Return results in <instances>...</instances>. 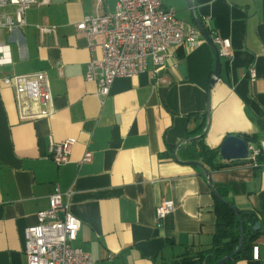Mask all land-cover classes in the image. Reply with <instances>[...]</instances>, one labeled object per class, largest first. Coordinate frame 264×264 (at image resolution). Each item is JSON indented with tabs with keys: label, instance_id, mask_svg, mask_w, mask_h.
I'll return each mask as SVG.
<instances>
[{
	"label": "crops",
	"instance_id": "0c3cea01",
	"mask_svg": "<svg viewBox=\"0 0 264 264\" xmlns=\"http://www.w3.org/2000/svg\"><path fill=\"white\" fill-rule=\"evenodd\" d=\"M41 1L28 10L27 26L0 35L12 54V64L0 67V264H27L25 230L49 208L56 187L81 221L75 246L95 264H196L215 244L216 197L190 163L202 164L224 199L256 219L246 230L249 258L232 264H264V152L258 167L219 156L226 166L211 171L198 146L218 150L229 135L264 146V0H192L203 26L231 41V57L221 56L213 86L215 56L203 38L195 47H172L156 74L149 60L144 73L117 79L103 101L85 78L90 52L75 24L115 11L116 1ZM164 6L196 26L187 0H164ZM39 72L48 75L54 111L20 121L3 79ZM67 139L75 141L70 163L58 167L49 144ZM87 150L92 161L80 164ZM163 199L175 209L158 227L155 210ZM255 246L259 261L252 259Z\"/></svg>",
	"mask_w": 264,
	"mask_h": 264
},
{
	"label": "built area",
	"instance_id": "2783aa9c",
	"mask_svg": "<svg viewBox=\"0 0 264 264\" xmlns=\"http://www.w3.org/2000/svg\"><path fill=\"white\" fill-rule=\"evenodd\" d=\"M115 11L103 16H86L75 24L78 34L87 41L90 61L85 78L98 86L97 96L102 100L110 95L119 78L138 76L154 65L156 74L166 62L175 46L195 47L203 40L198 28L187 25L173 9L165 8L164 0H115ZM43 4L48 0H42ZM38 0H0V35L27 26L26 15ZM41 33L54 32V28L39 27ZM211 39L219 46L220 56L231 57V41L221 38L215 30ZM100 51V56L96 51ZM12 64L11 46L0 43V67ZM250 81H255V67L249 70ZM13 89L20 121L48 118L54 111V100L48 75L43 72L13 75L3 79ZM103 101V100H102ZM75 141H50L49 159L56 166L70 163ZM264 146L249 145V161L259 166ZM90 150L80 162L92 161ZM174 202L163 199L155 210V223H163L174 212ZM81 221L73 216L63 202L59 187L49 197V208L37 215V224L25 230V257L27 264H95L92 256L75 246L81 230ZM259 246L252 249V259L260 260Z\"/></svg>",
	"mask_w": 264,
	"mask_h": 264
},
{
	"label": "trees",
	"instance_id": "16d2710c",
	"mask_svg": "<svg viewBox=\"0 0 264 264\" xmlns=\"http://www.w3.org/2000/svg\"><path fill=\"white\" fill-rule=\"evenodd\" d=\"M205 28V27H204ZM206 29V28H205ZM208 35H211V31L206 29ZM205 122L200 125L199 131H203ZM198 146L200 148V157L204 164L211 170H221L226 165L217 163L219 157V149H210L202 141H199ZM262 157H259V161ZM223 198H226V194L223 191H219ZM215 210L217 215L216 224V236L215 244L208 251L202 252L198 255V262L196 264H215L217 261L225 256L231 255L238 246L240 237V225L238 217L235 212L230 208L229 205L222 203L220 200L215 198ZM242 217L245 234L248 227V223L255 224V217L248 218V216L242 212H239ZM247 243L245 241L241 252L234 257L233 260L228 261L224 264H232L235 261L244 258H249L247 254Z\"/></svg>",
	"mask_w": 264,
	"mask_h": 264
},
{
	"label": "water",
	"instance_id": "95a60500",
	"mask_svg": "<svg viewBox=\"0 0 264 264\" xmlns=\"http://www.w3.org/2000/svg\"><path fill=\"white\" fill-rule=\"evenodd\" d=\"M187 4L189 6L190 9V13L194 18V24L196 25V27L198 28V30L200 31L201 35L203 36V38L206 40L207 44L209 45V47L211 48L214 56H215V70H214V79L211 82V86H213L217 80L220 79V71H221V56L219 53V49L218 47L213 43L212 39L209 37L208 32L206 31V29L203 26V23L197 19L194 15V7L192 5V0H187ZM182 71L185 70V66L182 65L180 68ZM208 121H207V126L205 128V131L203 133L202 136H204L209 128V124H210V119H209V114H210V109L208 108ZM219 156L224 160V161H237V160H246L249 157V142L242 136H238V135H229L228 137H226L222 143V145L219 148ZM193 164L195 166H197L198 168H200L206 179H207V183L213 193V195L220 200L222 203L229 205L230 208L235 212V214L238 217V221H239V225H240V237H239V243L237 248L235 249V251L228 256L223 257L222 259H220L219 261H217L215 264H224L228 261H231L234 259V257L236 255H238L245 243V239H246V234H245V229H244V224H243V220L242 217L240 216L239 211L234 208L232 205H230L219 193V191L215 188L212 178H211V174L210 172L200 163H190ZM259 227V223H257L254 226V230H257Z\"/></svg>",
	"mask_w": 264,
	"mask_h": 264
}]
</instances>
